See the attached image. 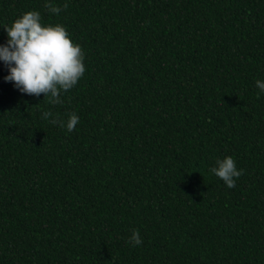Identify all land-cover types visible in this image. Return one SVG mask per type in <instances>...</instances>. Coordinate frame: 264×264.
Masks as SVG:
<instances>
[{"label": "trees", "instance_id": "16d2710c", "mask_svg": "<svg viewBox=\"0 0 264 264\" xmlns=\"http://www.w3.org/2000/svg\"><path fill=\"white\" fill-rule=\"evenodd\" d=\"M51 2L0 0V45L36 10L86 67L52 105L0 61V264H264V0Z\"/></svg>", "mask_w": 264, "mask_h": 264}, {"label": "clouds", "instance_id": "9594fccd", "mask_svg": "<svg viewBox=\"0 0 264 264\" xmlns=\"http://www.w3.org/2000/svg\"><path fill=\"white\" fill-rule=\"evenodd\" d=\"M44 7L49 13L59 15L68 4L57 6L46 0ZM41 20V13L32 10L23 13L11 26L3 27L8 39L6 44L0 45V61L8 68L5 80L14 82L21 94L37 98L43 94L50 104L59 105L63 103V93L73 89L85 74V53L81 45L72 40L64 25H43ZM255 83L264 92V81ZM50 117L53 125L65 126L64 121L53 117L51 111L42 115L44 120ZM79 122L75 113H69L67 130L74 131ZM209 171L222 179L229 189L234 188L236 180L243 175V169H237L231 156L217 159L216 166ZM127 243L133 247L143 243L138 229L132 232Z\"/></svg>", "mask_w": 264, "mask_h": 264}]
</instances>
